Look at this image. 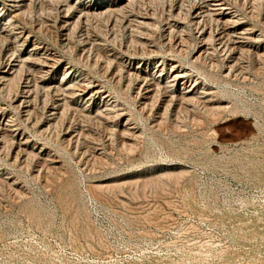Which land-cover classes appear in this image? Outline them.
Here are the masks:
<instances>
[{
	"label": "rangeland",
	"instance_id": "1",
	"mask_svg": "<svg viewBox=\"0 0 264 264\" xmlns=\"http://www.w3.org/2000/svg\"><path fill=\"white\" fill-rule=\"evenodd\" d=\"M212 1L0 0V264H264V0Z\"/></svg>",
	"mask_w": 264,
	"mask_h": 264
},
{
	"label": "bare ground",
	"instance_id": "2",
	"mask_svg": "<svg viewBox=\"0 0 264 264\" xmlns=\"http://www.w3.org/2000/svg\"><path fill=\"white\" fill-rule=\"evenodd\" d=\"M217 1V0H216ZM216 1H212L213 5H211L212 8V12H214V14L217 16V18L222 21V23L226 22L228 23L230 21V16H229V13L226 12V9L222 6V5H219V4H216ZM128 2V1H127ZM129 3V2H128ZM220 3V2H219ZM97 7V6H96ZM93 10V9H92ZM98 13V12H97ZM214 17V16H213ZM238 20V19H237ZM214 21V20H213ZM221 23V22H220ZM221 23V24H222ZM235 24V23H234ZM224 25V24H223ZM226 27V26H225ZM238 27V26H237ZM236 28V27H235ZM234 29V28H233ZM219 33V32H218ZM33 50V49H32ZM201 50V49H200ZM49 59V58H48ZM51 59V58H50ZM27 60V59H26ZM8 66V65H7ZM16 71V70H15ZM174 77V79H176L179 74L177 72H174L172 74ZM181 76V75H180ZM188 77V76H187ZM13 81V80H12ZM8 82V81H7ZM147 99V98H146ZM53 114V113H52Z\"/></svg>",
	"mask_w": 264,
	"mask_h": 264
}]
</instances>
